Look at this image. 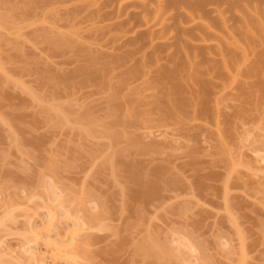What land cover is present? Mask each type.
<instances>
[{
    "label": "rangeland",
    "instance_id": "obj_1",
    "mask_svg": "<svg viewBox=\"0 0 264 264\" xmlns=\"http://www.w3.org/2000/svg\"><path fill=\"white\" fill-rule=\"evenodd\" d=\"M120 1L0 0V264H264V0Z\"/></svg>",
    "mask_w": 264,
    "mask_h": 264
},
{
    "label": "bare ground",
    "instance_id": "obj_2",
    "mask_svg": "<svg viewBox=\"0 0 264 264\" xmlns=\"http://www.w3.org/2000/svg\"><path fill=\"white\" fill-rule=\"evenodd\" d=\"M121 1H123V0H121ZM121 1H120V3L118 2V5L116 6L118 11H121L123 8H126V7H127V4L129 3V2H127L128 0H127V1L124 0L123 2H121ZM129 1H130V0H129ZM131 1H132V0H131ZM131 1H130V2H131ZM137 1H138V0H137ZM140 1H142V0H140ZM166 1H167V0H166ZM178 1H179V0H178ZM198 1H199V0H198ZM198 1H197V2H198ZM183 2H184V1H183ZM183 2H182V0H181V2L179 1V2H178V5H179L180 3H183ZM186 2H187V3H186ZM190 2H191V0H188V1H185L184 3L188 4V3H190ZM131 3L134 4V3H138V2H136V1L134 2V0H133V2H131ZM139 3H144V2L142 1V2H139ZM169 3H170V2L168 1V5H171V4H172V3H171V4H169ZM173 3H174V2H173ZM194 3H196V2H194ZM198 3L203 5V3H200V2H198ZM198 3L195 4V7H199ZM129 5H131V4H129ZM188 5H189V4H188ZM196 5H198V6H196ZM202 5H201V6H202ZM125 6H126V7H125ZM172 6H173V5H172ZM182 6H183V5H182ZM203 6H204V5H203ZM199 8H201V7H199ZM123 10H125V9H123ZM198 11H199V10H198ZM124 13H125V12H124ZM263 13H264V12H263ZM128 14H130V13H128ZM126 15H127V14H126ZM128 21H130V20H128ZM254 21H257V22H258V20H252V21H251V24H252V22H253V24L251 25V24L248 23V21H247L246 25H247V24H250V28L253 27V26H257V24H259V26H260V24L263 25V22H261V21H260V23H257V22H254ZM181 22H182V21H181ZM122 23H123V22H122ZM254 23H257V24L254 25ZM129 27H130V26H129ZM262 27H264V26H262ZM262 27L259 28V27L257 26V28H256L257 31H258V32H259V31L261 32V30H263ZM248 28H249V27H248ZM250 28H249V29H250ZM254 29H255V28H254ZM256 29H255V30H256ZM263 32H264V31H262V33H263ZM181 33H182V32H181ZM183 33H184V32H183ZM262 35L264 36V34H262ZM135 37H136V36H135ZM138 37H140V36H138ZM132 39H134V37H132ZM140 39H141V38H140ZM140 39H139V40H140ZM134 40H135V39H134ZM230 58H231V59H230ZM230 58H229V59L232 60V57H230ZM229 59H228V60H229ZM226 62H227V59H223V64L226 63ZM137 64H138V67H139L140 64H139V63H137ZM137 64H136V65H137ZM136 67H137V66H136ZM257 67H258V66L253 67V69L256 70ZM171 71H173V70H171ZM168 73H169V72H168ZM171 74H175V73H174V72H171ZM171 74H169V75H171ZM164 76H165V75H164ZM171 76H174V75H171ZM170 80H171V79H170ZM175 83H176V82H175ZM175 87H176V86H175ZM177 106H178V105H177ZM174 107H176V106H174ZM178 107H179V106H178ZM178 107H177V108H178ZM177 108H176V109H177ZM174 109H175V108H174ZM170 111H171V110H170ZM57 198H58V197H57ZM57 198H56V199H57ZM80 230H81V229H80ZM77 232H80V231L77 230V229H76V230H75V229L73 230L71 236H72V237L74 236V237L71 238V240L74 241V239H75V235H76ZM74 234H75V235H74ZM69 240H70V239H69ZM73 241H72V242H73ZM49 244H50V242H49ZM56 244H57V243H56ZM54 247H55V246H54ZM56 247H57V246H56ZM60 248H61V247H59V248H57V249H60ZM140 250H141V249H140ZM27 252H28V251H27ZM29 252H30V251H29ZM29 252H28V253H29ZM31 252H32V251H31ZM33 253H34V252H32L31 254L29 253V254L31 255L29 258L32 257V258L35 260V255H34ZM25 254H27V253H25ZM22 256L24 257V254H22ZM27 258H28V257H25V258H22V259H27ZM38 260H39V259H38ZM38 260H36V261L38 262ZM28 261H29V260H28ZM39 263H40V262H39Z\"/></svg>",
    "mask_w": 264,
    "mask_h": 264
}]
</instances>
